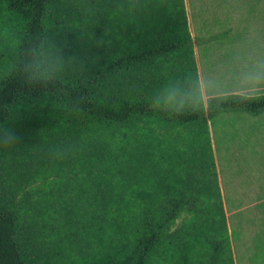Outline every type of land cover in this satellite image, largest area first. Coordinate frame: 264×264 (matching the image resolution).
Returning <instances> with one entry per match:
<instances>
[{"label":"rangeland","instance_id":"rangeland-1","mask_svg":"<svg viewBox=\"0 0 264 264\" xmlns=\"http://www.w3.org/2000/svg\"><path fill=\"white\" fill-rule=\"evenodd\" d=\"M183 1L189 15L191 5ZM201 2L206 7L207 0ZM237 23L242 27L226 37L253 36L250 20ZM197 46L190 52L194 73L211 72L230 58L227 53L203 60ZM186 58L177 54L116 73L90 100L109 108L150 102L157 89L184 76ZM204 114L203 124L167 136L157 118L134 117L118 127L91 124L55 99L18 103L5 124L22 140L0 148V208L18 209L16 240L25 264H124L139 226L137 211L122 197L140 179L139 185L144 180L147 187H167L170 195L191 194L200 201L160 230L143 264H205L207 223L220 214L231 263L264 264V110L232 107ZM139 121L141 129L134 126ZM96 159L94 168L90 160ZM143 201L156 203L153 194ZM116 245L121 247L114 257L109 252Z\"/></svg>","mask_w":264,"mask_h":264},{"label":"trees","instance_id":"trees-1","mask_svg":"<svg viewBox=\"0 0 264 264\" xmlns=\"http://www.w3.org/2000/svg\"><path fill=\"white\" fill-rule=\"evenodd\" d=\"M37 34L43 38L38 45L34 40ZM32 50L33 74L38 79L53 74L58 78L48 83H25L21 64ZM190 52L183 0H0V123H6L22 101L55 99L91 124L127 127L134 117L147 116L157 118L167 136L172 129L203 124V112L174 116L151 109L147 101L109 108L89 97L107 77L128 74L177 54L188 55L184 74L188 68L194 72ZM233 108L257 113L264 110V99ZM142 125L139 121L134 126L141 129ZM90 161L95 168L98 159ZM164 162L169 165V161ZM139 182L141 179L122 197L137 211L139 226L134 251L127 253L124 264H143L147 250L158 243L160 230L182 212L200 205L191 194L170 195L167 187L154 189L153 184L149 189L144 180L145 187ZM150 194L155 196L154 207L143 201ZM17 212L16 206L0 208V264H25L16 240ZM207 231L203 262L232 264L221 214L210 219ZM120 247L116 245L109 254L115 257L114 250Z\"/></svg>","mask_w":264,"mask_h":264},{"label":"clouds","instance_id":"clouds-1","mask_svg":"<svg viewBox=\"0 0 264 264\" xmlns=\"http://www.w3.org/2000/svg\"><path fill=\"white\" fill-rule=\"evenodd\" d=\"M34 40L38 45L43 38L37 34ZM33 50L21 64L25 83H48L58 78L53 74L38 79L33 74L30 59ZM261 99H264V42L254 34L241 42L239 51L211 72H187L180 79L169 80L152 94L150 107L174 116L189 112L223 114L236 105H249ZM21 140L13 127L0 123V148L13 147Z\"/></svg>","mask_w":264,"mask_h":264},{"label":"crops","instance_id":"crops-1","mask_svg":"<svg viewBox=\"0 0 264 264\" xmlns=\"http://www.w3.org/2000/svg\"><path fill=\"white\" fill-rule=\"evenodd\" d=\"M187 2L191 5L189 15L185 12L191 46L197 50L199 42L204 54L203 60L210 61L213 56L227 53L231 57L239 51L241 42L248 38L226 37V31L242 27V23L237 21L250 20L253 35H258L264 42V0H207L206 7L201 0ZM236 12L241 18L234 16ZM252 13H256V16ZM190 30L195 34L194 43Z\"/></svg>","mask_w":264,"mask_h":264}]
</instances>
